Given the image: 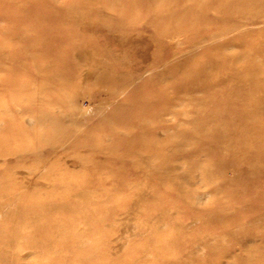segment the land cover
<instances>
[{
  "label": "rangeland",
  "instance_id": "rangeland-1",
  "mask_svg": "<svg viewBox=\"0 0 264 264\" xmlns=\"http://www.w3.org/2000/svg\"><path fill=\"white\" fill-rule=\"evenodd\" d=\"M0 264H264V0H0Z\"/></svg>",
  "mask_w": 264,
  "mask_h": 264
},
{
  "label": "bare ground",
  "instance_id": "bare-ground-1",
  "mask_svg": "<svg viewBox=\"0 0 264 264\" xmlns=\"http://www.w3.org/2000/svg\"><path fill=\"white\" fill-rule=\"evenodd\" d=\"M252 65H250V67H251ZM253 74V73H252ZM240 79V78H239ZM241 81H243L242 79H241ZM240 82V81H239ZM245 86V85H244ZM244 89H245V87H244ZM112 94H113V92H111ZM33 107V106H32ZM34 108V107H33ZM27 117V116H26ZM27 119V118H26Z\"/></svg>",
  "mask_w": 264,
  "mask_h": 264
}]
</instances>
